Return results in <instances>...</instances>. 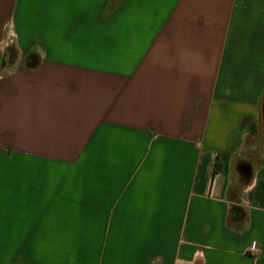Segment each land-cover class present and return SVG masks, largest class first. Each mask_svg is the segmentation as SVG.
Segmentation results:
<instances>
[{
	"label": "crops",
	"instance_id": "crops-1",
	"mask_svg": "<svg viewBox=\"0 0 264 264\" xmlns=\"http://www.w3.org/2000/svg\"><path fill=\"white\" fill-rule=\"evenodd\" d=\"M9 38L0 264H264V163L227 223L264 134V0H0Z\"/></svg>",
	"mask_w": 264,
	"mask_h": 264
},
{
	"label": "trees",
	"instance_id": "trees-1",
	"mask_svg": "<svg viewBox=\"0 0 264 264\" xmlns=\"http://www.w3.org/2000/svg\"><path fill=\"white\" fill-rule=\"evenodd\" d=\"M13 50L14 57L17 55V49L14 46H11ZM40 63V55L34 51L29 52L26 55L25 67L35 68ZM239 168L249 181L246 183H241L238 186H232L229 190V200L231 206L229 209L227 223L228 226L237 231H243L247 228L248 224V210L242 203V194L243 191L248 188L253 181V168L246 160H242L239 163Z\"/></svg>",
	"mask_w": 264,
	"mask_h": 264
},
{
	"label": "rangeland",
	"instance_id": "rangeland-1",
	"mask_svg": "<svg viewBox=\"0 0 264 264\" xmlns=\"http://www.w3.org/2000/svg\"><path fill=\"white\" fill-rule=\"evenodd\" d=\"M20 55L17 52L16 57H14L13 50L11 49V38L7 39V44L2 47L0 50V74L3 72L7 73V71H3L2 68H9L14 64H17L19 61ZM257 149L249 151L246 154V161L248 164L254 168L257 164L264 163V134L259 138L257 142ZM249 179L240 171V168L237 167L234 175L233 186H238L241 183L248 182Z\"/></svg>",
	"mask_w": 264,
	"mask_h": 264
},
{
	"label": "built area",
	"instance_id": "built-area-1",
	"mask_svg": "<svg viewBox=\"0 0 264 264\" xmlns=\"http://www.w3.org/2000/svg\"><path fill=\"white\" fill-rule=\"evenodd\" d=\"M253 244H254V243H253ZM253 244H252V245H253Z\"/></svg>",
	"mask_w": 264,
	"mask_h": 264
}]
</instances>
